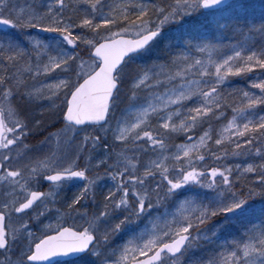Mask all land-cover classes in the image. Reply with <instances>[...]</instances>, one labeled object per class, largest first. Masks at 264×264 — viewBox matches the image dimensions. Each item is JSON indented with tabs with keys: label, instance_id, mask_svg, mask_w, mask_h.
I'll list each match as a JSON object with an SVG mask.
<instances>
[{
	"label": "snow or ice",
	"instance_id": "1",
	"mask_svg": "<svg viewBox=\"0 0 264 264\" xmlns=\"http://www.w3.org/2000/svg\"><path fill=\"white\" fill-rule=\"evenodd\" d=\"M0 264H264V0H0Z\"/></svg>",
	"mask_w": 264,
	"mask_h": 264
},
{
	"label": "trees",
	"instance_id": "2",
	"mask_svg": "<svg viewBox=\"0 0 264 264\" xmlns=\"http://www.w3.org/2000/svg\"><path fill=\"white\" fill-rule=\"evenodd\" d=\"M235 87H244L246 86V82L242 79H237V83L234 85Z\"/></svg>",
	"mask_w": 264,
	"mask_h": 264
}]
</instances>
